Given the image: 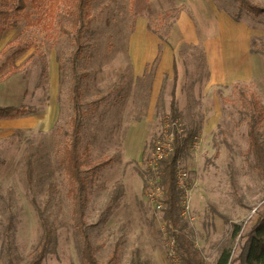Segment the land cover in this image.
Segmentation results:
<instances>
[{
	"label": "rangeland",
	"instance_id": "374dc122",
	"mask_svg": "<svg viewBox=\"0 0 264 264\" xmlns=\"http://www.w3.org/2000/svg\"><path fill=\"white\" fill-rule=\"evenodd\" d=\"M246 1L264 7V0ZM88 4L78 66L79 151L88 181L85 231L96 259L106 264L117 248L115 264H183L178 233L198 264H215L225 248L238 263L264 211V174L248 151L250 116L240 108L241 94L252 93L264 109V16L252 15L240 0ZM72 24L70 1L28 0L0 41V52L8 48L0 65L14 48L27 47L14 62L18 71L0 82V108L25 109L0 119V264L33 259L43 224L50 242L42 264H84L62 162L73 116ZM173 59L183 150L176 167L178 223L171 230L156 148L163 154L172 145ZM143 120L146 144L134 160L125 155L126 134ZM256 135L264 149V122ZM100 162L108 164L93 171Z\"/></svg>",
	"mask_w": 264,
	"mask_h": 264
},
{
	"label": "trees",
	"instance_id": "16d2710c",
	"mask_svg": "<svg viewBox=\"0 0 264 264\" xmlns=\"http://www.w3.org/2000/svg\"><path fill=\"white\" fill-rule=\"evenodd\" d=\"M28 0H0V41L6 30L11 28L13 24L21 16L22 12L26 8ZM72 8L73 15V39H74V51L71 62V75L73 78L71 87V99L73 107V116L70 125L69 140L64 148L62 162L68 176V194L73 204V222L74 227L82 240L81 260L84 264H100L95 256L94 248L91 241L85 231L86 222L84 220L87 193H88V181L83 173V159L79 151L81 142V129H82V90H81V76L78 73L79 60L83 51L82 39L87 26L90 22L89 19V4L88 0H68ZM240 4L248 12L254 16H264V7H258L256 5L248 3L246 0H240ZM54 11V7L51 9ZM27 47L14 48L11 55L6 58L4 63L0 65V82L5 77L6 73L15 74L18 68L15 67L14 62L21 56ZM8 52V48H3L0 52V56ZM146 71V69H145ZM147 73L145 72V75ZM172 89L170 92V101L168 105V120L169 130L168 135L171 137V150L167 155L158 161V167L161 173V184L165 188L166 194L164 202L166 210L164 214L165 224L168 228L176 229L177 218L174 214L176 196L179 191L177 187L176 179V167L178 159L183 150V145H180L181 135L178 133V118L179 111L177 108V101L175 98V85L177 80V66L176 62L172 60ZM240 108L244 114L250 116L248 123L247 138L249 141V153L255 158L257 163V169L264 174V149L259 144L257 139V130L261 123L264 122V109L260 104L256 95L248 93L247 95L241 94ZM25 113L24 108L2 107L0 108V119L14 118L22 116ZM193 135H189L191 139ZM108 162H100L92 168L93 171L99 170L104 167ZM27 177L31 178V166L28 161ZM178 189V191H177ZM255 225L251 230L250 235L247 238L244 252L239 262L236 263L232 260L231 249L225 248L221 251L215 264H264V211L261 212L255 221ZM44 237L43 243L36 255L27 264H42L44 261L47 244L50 242V233L44 225ZM178 234V233H177ZM174 234L176 240L177 250L182 252L183 264H198L191 256V246L186 243V240L179 234ZM236 233H234L235 235ZM236 236V235H235ZM185 241V242H184ZM118 249L115 248L111 255L108 257L106 264H115L118 258ZM9 264H13L9 262Z\"/></svg>",
	"mask_w": 264,
	"mask_h": 264
},
{
	"label": "crops",
	"instance_id": "0c3cea01",
	"mask_svg": "<svg viewBox=\"0 0 264 264\" xmlns=\"http://www.w3.org/2000/svg\"><path fill=\"white\" fill-rule=\"evenodd\" d=\"M128 132L125 139V155L131 159H139L140 151L143 150L148 133L147 123H144V120L131 124L128 127Z\"/></svg>",
	"mask_w": 264,
	"mask_h": 264
},
{
	"label": "built area",
	"instance_id": "2783aa9c",
	"mask_svg": "<svg viewBox=\"0 0 264 264\" xmlns=\"http://www.w3.org/2000/svg\"><path fill=\"white\" fill-rule=\"evenodd\" d=\"M157 149V163H158V161L160 160V159H162V158H164L166 155H167V153L171 150H168L167 152H165V153H163V154H160L159 152H160V147H157L156 148ZM179 178V179H178ZM176 179H177V187L178 186H181V184H182V182H181V180H180V174H176ZM159 206V205H158ZM173 243H174V241H173V239L171 240V242H170V244L171 245H173Z\"/></svg>",
	"mask_w": 264,
	"mask_h": 264
}]
</instances>
